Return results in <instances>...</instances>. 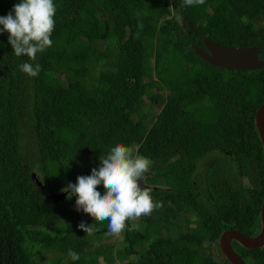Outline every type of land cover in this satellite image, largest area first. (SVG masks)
Segmentation results:
<instances>
[{"label": "trees", "instance_id": "trees-1", "mask_svg": "<svg viewBox=\"0 0 264 264\" xmlns=\"http://www.w3.org/2000/svg\"><path fill=\"white\" fill-rule=\"evenodd\" d=\"M53 2V45L35 61L17 57L0 31V264H39L54 251L53 264L110 258L112 244L93 247L78 228L92 224L102 237L108 221L77 211L74 195L55 203L46 194L90 175L99 157L116 144L132 148V139L133 155L152 162L145 179L162 207L126 222L117 257L129 258L125 264H224L211 249L203 261L189 259L203 255L205 242L217 246L225 229L260 230L264 150L254 117L264 102V67L215 66L191 45L203 47L207 37L258 46L264 59V27L253 25L264 19V0H205L195 7L183 0ZM18 3L0 0V17ZM26 62L41 65L37 77L20 70ZM146 98L162 104L151 124ZM61 219L64 234L45 230ZM240 248L248 264H264V246ZM70 251L80 259L73 261Z\"/></svg>", "mask_w": 264, "mask_h": 264}, {"label": "clouds", "instance_id": "clouds-1", "mask_svg": "<svg viewBox=\"0 0 264 264\" xmlns=\"http://www.w3.org/2000/svg\"><path fill=\"white\" fill-rule=\"evenodd\" d=\"M204 3L205 0H183L185 6L191 7ZM55 13L53 0H20L6 16L0 17V25L3 26L0 31L8 33V43L17 57L25 55L30 61H35L38 53L52 47L50 37L55 28ZM139 27L142 28V24ZM20 70L35 78L41 71V65L26 62ZM99 160L98 169L93 168L88 176H78L75 184L69 183L61 189L69 199L76 196L77 211L82 210L97 222L107 220L109 233L119 236L127 221L151 215L162 207L161 202L153 200L149 188L141 187L150 171L152 162L149 158L134 156L131 147L116 144ZM99 185L105 189L103 194L98 190ZM78 228L89 235L94 231L92 224L83 221ZM134 228L132 225L129 230ZM69 255L73 261L80 259L75 251H70Z\"/></svg>", "mask_w": 264, "mask_h": 264}, {"label": "water", "instance_id": "water-1", "mask_svg": "<svg viewBox=\"0 0 264 264\" xmlns=\"http://www.w3.org/2000/svg\"><path fill=\"white\" fill-rule=\"evenodd\" d=\"M189 25L191 26L190 22ZM192 48L203 60L225 69L254 70L264 67V59L259 58L258 46H230L204 38L203 47L192 44ZM254 122L264 150V102L256 110ZM31 177L34 179L36 188L43 189V184L35 172L31 173ZM143 183L141 182V187L150 188L148 184L143 185ZM66 196L67 193L63 191H51L46 194V198L55 203L63 201ZM232 240L247 249L264 246V198L260 208V230L257 234L247 235L236 228H229L223 230L218 238L221 254L230 264H246L231 245Z\"/></svg>", "mask_w": 264, "mask_h": 264}, {"label": "rangeland", "instance_id": "rangeland-1", "mask_svg": "<svg viewBox=\"0 0 264 264\" xmlns=\"http://www.w3.org/2000/svg\"><path fill=\"white\" fill-rule=\"evenodd\" d=\"M205 38H207V37H205ZM163 94H167V91L165 92V90H164ZM145 101H146V106L144 107L143 111H144V113L146 114V116L148 118L147 124H151V122L155 118V115L158 113V111H159V109H160L162 104H150L147 98L145 99ZM131 143H132V148L135 150L136 147L138 146L137 141L135 139H132ZM135 155H137V154H134V156ZM151 166H152V163H151L150 167ZM199 169H200V167H199ZM146 177H147V174L145 175V178ZM144 183L148 184L146 182V179H144ZM151 187L152 186H150V188ZM155 187H159V186L156 185ZM82 214L85 217L89 218V219H91V217H92V216H90V215H88V214H86L84 212ZM187 215L188 214H186V216ZM63 218H65V217H63ZM190 218L194 219V216L190 215ZM181 220H183V219H181ZM45 230L46 231H50L52 235L64 234L65 231H66V229H65V219H61L58 223L54 224L52 226V228H50V229L46 228ZM123 233H124V231L119 236L112 235V234L108 233V235H104L102 237H98L95 233L91 234V240H92L93 247H95V246H97L99 244L106 245L107 243L108 244L109 243L112 244L113 247H114L113 255L110 258H106L105 256L102 257L103 255H98L97 256V264H125V262L127 260H129V258L120 259L116 255V254H118L116 250L122 249L124 247V245H125V242L122 240ZM204 252L206 253V250L203 251V249H202L201 253L204 254ZM55 256H56V252L55 251L54 252H47V253L43 254L42 257L40 256V260L38 259V262H39V264H53ZM203 257L208 258V256L202 255L200 258L192 257L189 260L191 262H193V263H198L200 261H203ZM65 258L69 259V256H66Z\"/></svg>", "mask_w": 264, "mask_h": 264}, {"label": "flooded vegetation", "instance_id": "flooded-vegetation-1", "mask_svg": "<svg viewBox=\"0 0 264 264\" xmlns=\"http://www.w3.org/2000/svg\"><path fill=\"white\" fill-rule=\"evenodd\" d=\"M261 19V20H260ZM253 25L256 27V28H260V27H264V19L262 18V17H256L255 19H253ZM191 47H192V45H191ZM260 48V47H259ZM260 54V53H259ZM263 59V58H262ZM150 186H152V185H150ZM153 187V186H152ZM231 245L233 246V248L235 249V251L240 255V257L243 259V261L246 263V264H248L249 263V261H250V258L249 257H244L242 254H244L243 252H244V250H242L241 248H240V246L238 245V243L235 241V240H232L231 241ZM204 248H202L203 249V251L204 250H206V253L204 252V254L203 255H206V256H208L209 257V254H210V249H211V252H212V255H213V257H215V259H216V261L217 262H221V263H228L229 261H227V259H226V257L223 255V254H221V251H220V249H219V245H218V243H217V246L215 245V244H213V245H210L208 242H205L204 243V246H203ZM230 263V262H229ZM187 264H191V263H187Z\"/></svg>", "mask_w": 264, "mask_h": 264}]
</instances>
